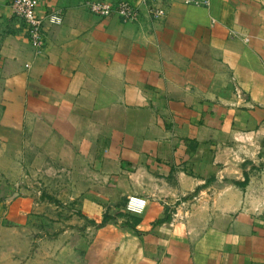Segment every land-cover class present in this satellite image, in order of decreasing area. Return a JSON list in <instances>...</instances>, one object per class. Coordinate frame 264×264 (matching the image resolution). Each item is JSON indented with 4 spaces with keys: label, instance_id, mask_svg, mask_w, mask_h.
Instances as JSON below:
<instances>
[{
    "label": "crops",
    "instance_id": "obj_1",
    "mask_svg": "<svg viewBox=\"0 0 264 264\" xmlns=\"http://www.w3.org/2000/svg\"><path fill=\"white\" fill-rule=\"evenodd\" d=\"M37 1L40 55L0 0V264H264V0Z\"/></svg>",
    "mask_w": 264,
    "mask_h": 264
},
{
    "label": "built area",
    "instance_id": "obj_2",
    "mask_svg": "<svg viewBox=\"0 0 264 264\" xmlns=\"http://www.w3.org/2000/svg\"><path fill=\"white\" fill-rule=\"evenodd\" d=\"M146 0H143L145 2ZM185 5L203 6L209 5L210 0H184ZM88 12L99 17H108L115 14L123 23H133L138 20L139 10L129 0H115V2L86 0L83 3ZM37 0H11L10 12L22 24V32L34 48L37 55L42 54L47 29L52 25L61 23V16L54 12L45 19L37 15ZM147 13L152 19L161 18L164 11L154 3L148 4ZM245 41H247L245 39ZM128 211L141 213L142 203L129 201L126 204Z\"/></svg>",
    "mask_w": 264,
    "mask_h": 264
},
{
    "label": "rangeland",
    "instance_id": "obj_3",
    "mask_svg": "<svg viewBox=\"0 0 264 264\" xmlns=\"http://www.w3.org/2000/svg\"><path fill=\"white\" fill-rule=\"evenodd\" d=\"M48 201L53 205V210H54L53 213H55V214H53V213H50V214H53L52 216L55 217V218L56 217H58V218L62 217L63 223L68 224V225H65V226H70L71 227L72 226V225H70L71 222L72 223L73 222H78L79 216L77 214H75L69 207H67V205L64 208V210H62L64 213L61 214V211H58V208L59 207H64V206L62 204L58 203L57 201L53 200V199L48 200ZM55 207H57V208L55 209ZM55 222L59 223L61 221H58V220L54 221V219H50L49 225H53ZM74 224H76V223H74ZM55 230H56L55 227L52 226V229L48 232V238H50L51 236L55 235V233H56ZM59 233H61V232H57L56 234H59Z\"/></svg>",
    "mask_w": 264,
    "mask_h": 264
},
{
    "label": "trees",
    "instance_id": "obj_4",
    "mask_svg": "<svg viewBox=\"0 0 264 264\" xmlns=\"http://www.w3.org/2000/svg\"><path fill=\"white\" fill-rule=\"evenodd\" d=\"M246 183H247V178L245 177V179H244V181L243 182H241V183H237V185H239L240 187H244L245 185H246ZM108 220V216L105 214L104 216H103V219H102V222H101V224H99V225H96V226H102L106 221Z\"/></svg>",
    "mask_w": 264,
    "mask_h": 264
}]
</instances>
